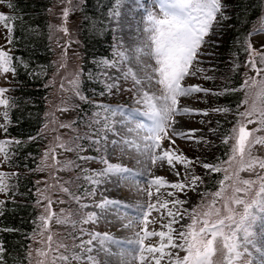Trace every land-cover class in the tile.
I'll list each match as a JSON object with an SVG mask.
<instances>
[{
  "label": "rangeland",
  "instance_id": "rangeland-1",
  "mask_svg": "<svg viewBox=\"0 0 264 264\" xmlns=\"http://www.w3.org/2000/svg\"><path fill=\"white\" fill-rule=\"evenodd\" d=\"M81 0H53L50 8L51 19V35L50 40L52 43L53 57L54 58V70L53 78L50 79L48 84L49 92L46 103L45 112V124L49 127L45 130L44 134L39 138L40 141V156L38 157L37 167L33 171L35 176V192L34 196L36 202L40 196L38 189H45L46 185L44 181H47L49 192L51 195L53 204L51 211L53 213V219L49 222V230L54 233L67 236L66 243L71 245L73 243L70 234L67 232L69 229H75V234L78 238L75 240L77 245L81 240L85 241L84 250L80 247H76L73 251L83 257L80 262L73 261V264H141L139 257L142 254L138 249L137 244L128 243V241H135L138 239L137 233L143 235V229L147 227L148 231H168L167 225L172 218L168 216V210L172 211L182 209H192L198 207L202 202L210 203L213 199L216 200L214 207H218L224 204L222 197L215 198L210 193H206L203 189V180L198 183V189L196 192L185 189L186 195L175 189L170 188L168 185L171 183L184 182L185 181V168L182 164H175V168H170L166 161H157L155 164L151 163L150 158H146L145 155L140 153L134 143L146 144L148 147L151 141L147 140L149 133L147 128L150 127L148 120L141 116L135 115L132 120H127L125 116L117 114L112 115L111 124L109 128L104 129L106 121L105 114L100 113L98 116L93 113V121L100 125L97 129L99 131L100 146L94 148V154L87 152L84 142H89L91 129L87 124L75 122L76 112H74V105L78 102L72 96V86L70 81L75 75H80V62L81 54H79V40L76 36V24H77V8ZM223 0H221L222 2ZM65 7H70L74 10L70 11L69 17L66 22V27L69 30V34L57 31L56 27L60 26L63 21L61 19L62 12ZM4 0H0V14H3ZM224 14L226 12L224 9ZM118 12L119 15H115ZM153 13L157 18L162 16L156 7L154 0H117L116 9L111 12L109 18V24L114 30V34L118 39V47L115 49L112 59L98 60V78L111 87L110 97L112 101H116L118 105L127 110H133L136 107L141 108L137 113L146 110L143 103L144 94L147 93L153 97H160L164 95V88L158 82L159 75L155 71L159 66L155 62V57L151 54V42L150 33L145 31L149 25L147 24V13ZM227 20V19H226ZM226 20L220 19L218 15L217 21L214 22L211 34L205 37L206 43L199 49L201 53L193 64L190 66L189 71L194 72L195 75H189L181 82L182 87H188L191 85H200L204 89H210L211 93H218L224 82H229L230 75L233 73L236 78H239L240 84L244 81L245 77H254V71L244 67L245 62L249 56L244 50L240 58L234 57L229 52H226V45H223V32L227 30ZM251 29L249 33L252 35L249 38L253 47L257 50L264 51L262 45H264V32H258L257 29L264 27L260 23ZM230 28V27H228ZM7 29L3 24H0V49L6 51ZM64 46H67L65 51ZM143 49V52L137 53L136 49ZM126 53L128 59L121 61L119 53ZM210 54V55H209ZM61 55L66 57L65 67L58 68ZM218 57L221 59L218 62ZM240 65L239 67H236ZM236 69L233 71V69ZM198 69L202 71H198ZM131 72L127 77L125 73ZM210 77L211 79H205ZM12 73L0 74V88L10 89L12 82ZM259 79L260 77H256ZM139 80L140 83L136 81ZM63 83V88H61ZM241 85L236 91L242 94V100L245 99V91L241 89ZM219 88V89H217ZM68 89L70 91L68 92ZM209 93L205 95L203 92L192 94L188 96H182L178 98L177 107L180 109L189 108L200 111H207L208 115H174L168 121L167 134L171 137V140L175 143H170L168 138L163 137L161 139V147L159 149H153L152 154L161 155L163 150L171 149L174 154L182 155L189 158L192 163L188 165V170L200 177L203 174L211 173L210 170H205L202 167L204 157H207L209 153V147L216 143H223L226 136L222 135L219 131L215 130V125L222 122L230 123L228 128L229 135H231V129L236 125L238 120L237 112H244L246 106L240 104L237 109H231L225 107L216 101L214 95ZM221 93V92H219ZM72 94V95H71ZM7 98V92L5 93ZM63 101L68 102V110L61 111ZM137 101H140L138 103ZM159 103V101H154ZM112 104V102H110ZM229 109L228 112H217L215 109ZM5 111V106L0 105V124L5 123V118L2 113ZM48 114V115H46ZM254 121L248 124L245 121L246 130L253 132L254 137L263 138L264 130L258 123L259 116L255 115L251 117ZM54 121L55 123H52ZM179 121V123H175ZM71 124V128H60L59 124ZM97 126V125H96ZM179 130H192L195 129V136L192 139L188 137H177L173 135L172 129ZM55 129V131H53ZM215 131H212V130ZM3 130L0 129V140ZM56 136H60L61 139L69 144H73L74 151H66L58 146L54 148L57 161L60 164L57 165V170L54 171V175L62 178V181H71V184L64 185L68 187L73 195H77L80 199L77 201L67 193H64L59 186L52 187L55 183L50 176L51 169H43L42 159L44 153L48 150V146L58 145L55 140ZM107 138L105 143L103 137ZM203 138L204 141L196 143L197 139ZM252 139V137H250ZM6 140V139H4ZM115 140L117 143L112 144ZM128 141L129 143H125ZM136 141V142H135ZM206 141V142H205ZM233 140H229V155L231 151V145ZM190 144V145H188ZM82 145V149L76 147ZM214 153L215 150H212ZM252 156L264 160V144L254 143L252 145ZM86 157L90 159H79V157ZM41 158V164H40ZM146 158V159H145ZM198 158V159H197ZM141 159H145L141 160ZM229 159V157H228ZM227 159V160H228ZM102 160H107L108 163L113 165H120L123 168H127L130 172L139 174L143 173V176L137 175L135 180L125 179L127 173L116 174L109 173L106 175H97L104 171L107 167ZM65 161L75 162L79 167L67 168L66 170H60ZM138 161L140 163H138ZM149 162L152 165H148ZM48 163H54L48 161ZM175 163V162H174ZM6 163L0 164V173L12 174L14 172L8 171L4 168ZM224 164L223 167H227ZM179 171V178L176 172ZM264 169L259 168L257 165L254 169L249 170L245 168L244 171L239 172L241 179H251L257 181L252 186V190L248 193L240 192L236 195L245 200H251L255 197V192L259 188L258 177H264L260 175ZM171 172V174H170ZM155 177H162L166 180L167 184L160 188L159 192L156 190V186L153 185L149 189L148 181ZM40 182L39 184L37 182ZM61 181V182H62ZM8 183L14 185L12 178ZM82 183L86 185L87 189L85 193L79 194L82 191ZM78 184V185H76ZM229 184V186H228ZM231 181L225 182L226 193L231 195ZM228 186V187H227ZM221 188V186L219 185ZM240 187H244L240 185ZM151 190L153 195L148 196V191ZM37 191V192H36ZM172 191L173 197L167 196V192ZM5 193H0V199ZM251 196V197H250ZM172 201L174 199L190 200L189 203L184 205H177L176 208L172 207V204H168L167 209L159 207V202ZM60 200H64L65 203H60ZM117 201V204H108L104 208L98 207L103 201ZM35 207L40 216L44 209L43 205ZM148 204H155L156 208L149 209ZM83 205H87L84 207ZM233 211V216L243 213V205H229ZM143 211L149 213L147 217V224L144 222L142 214L135 211L137 208H141ZM61 209L65 210L66 217L70 216V213L74 211L76 218H82L83 221L87 220L88 214H95L94 219L89 220L85 224H80L79 219H75L76 223L73 227L72 223L56 224V216L60 214ZM252 211H255L254 209ZM140 215V219H135ZM257 219L250 226L253 233L248 237L249 243L244 242V233H237V241L241 247L238 249L241 251V257L234 262V264H264V255L261 254L264 251V214L256 213ZM176 219L180 220L185 226L191 223V216L184 214L183 217L177 216ZM213 219V218H212ZM239 220V219H238ZM131 223V227H126ZM40 224L39 217L38 223ZM199 226H202L199 225ZM235 229V225L231 226ZM172 228L175 231L172 233L174 240L179 243V232L187 231L186 228H181L180 224L172 223ZM111 237V240H104V237ZM95 237V238H94ZM211 235L206 236V239H210ZM40 236L37 235L36 239H31L30 245L35 249L41 247L39 243ZM92 240L91 244L86 242ZM103 241V242H102ZM112 241H119L120 243H113ZM159 237H150L144 241L145 245L159 246ZM253 244L255 246H253ZM91 248L92 251L88 252L87 249ZM259 248L261 251H257ZM168 251V249H166ZM172 252H177L180 257H183L186 253L179 249H171ZM227 250L223 248V242L219 238L214 244V255L211 258L214 264H225V257ZM143 255L148 257L145 264H154L153 255L144 252ZM35 256V252H33ZM92 257L90 261L88 258ZM162 264H168L167 257L162 261Z\"/></svg>",
  "mask_w": 264,
  "mask_h": 264
},
{
  "label": "snow or ice",
  "instance_id": "snow-or-ice-1",
  "mask_svg": "<svg viewBox=\"0 0 264 264\" xmlns=\"http://www.w3.org/2000/svg\"><path fill=\"white\" fill-rule=\"evenodd\" d=\"M63 2V0H61ZM70 3V0H69ZM154 3L158 5L162 16L157 18L153 13H147V24L149 27L145 31L150 33V42H151V54L155 57V62L159 66L155 71L159 75V83L164 88V95L160 97H153L144 94L143 103L145 104L146 110L143 112L137 113L135 110H127L124 108H105L102 104H96L95 106L101 109L105 113H111L113 116L120 114L126 117L127 120H132L135 115H141L145 117L148 121L151 122V126L147 128L149 133L147 140L151 141L149 147H146L144 150L145 155H149L151 163L155 164L159 161H166L167 165L170 168H175V164H182L185 168V181L171 183L168 185L170 188L175 189L186 195L185 189L196 192L198 189V181L202 182V177L195 175L194 173L188 170V165L192 163L189 158H186L182 155L174 154V152L169 150H163L161 155L152 154L151 150L159 149L161 147L162 135L165 138H168L170 143H175L171 140V137L167 134L168 121L174 115H204L207 116V111H200L195 109L183 108L180 109L177 107L178 98L182 96H188L192 94H197L203 92L205 95L211 93L210 89H204L200 85H191L188 87H182L181 82L186 76L195 75L194 72H190L189 68L193 64V61L201 54L199 49L206 43L205 37L211 34V29L214 22L217 21L218 15L220 16L221 21L228 19L224 14V6L221 3V0H154ZM8 7H12L9 3ZM74 9L70 7H65L62 12V21L63 23L60 26L56 27L57 31L64 32L66 35L69 34L68 28L65 26L67 19L69 17L70 11ZM115 15H119L118 12ZM16 17H9L5 14H0V24H3L7 29L6 43H13V27L9 26V21L14 23ZM261 25H264V18H261ZM52 28L53 26H49ZM258 32H264V27L257 29ZM252 33H249L244 40V51L248 53V60L245 62L244 67L254 71V77L246 76L242 82L241 89L245 91V99L241 102L243 106H246L244 112H237L238 120L236 125L231 129V135L226 136L224 143L227 144L229 140H233L234 143L231 145V151L229 159L222 163H226L227 167H222L219 164H210L203 163L202 167L205 170H210L211 173H218L223 171V179L220 180V190L212 193L211 195L215 198L222 197L224 200L223 208L228 213V215L221 217V210L214 207L216 200L213 199L210 203H201L198 207H193L192 209H182L177 211L168 210V216L172 220L164 227L168 228V231H148L147 227L143 229V235L137 233L138 239L135 241H128V243H135L139 246V251L142 253L139 257L141 264H145V261L148 259L144 252L149 254H159L153 255L154 264H162V261L167 257L168 264H214L212 257L214 255V244L219 238L223 242V248L227 250L225 257V264H234L238 260L242 253L238 249L241 247L240 243L237 241V233H244V242L249 243L248 237L252 235L250 226L256 221V213L264 214V177H258L259 188L255 192V197L251 200H245L239 198L236 194L240 192L248 193L252 190V186L257 183V181L251 179H241L239 177V172L244 171L245 168L252 170L257 165L259 168L264 169V160H260L252 156V145L254 143L264 144V138L254 137L253 132L246 130L245 121L248 124L253 123L254 121L251 117L258 115V123L264 128V51L257 50L253 47L249 38ZM264 49V45L261 46ZM65 51L67 46H64ZM137 53L143 52V49L137 48ZM210 55V54H209ZM119 58L121 61L128 59L126 53L120 52ZM16 61H18L25 70H28L29 65L25 63L19 57H13L8 51L0 49V74H7L12 72L14 75L17 71ZM66 57L61 55V59L58 64V68L65 67ZM237 65L236 67H239ZM236 69L234 68L233 71ZM198 71H202L198 69ZM131 72L125 73L127 77ZM29 75L35 76L38 75L36 72H30ZM256 77H260L257 79ZM205 79H211L210 77H205ZM140 83L139 80L136 81ZM50 83V82H49ZM72 86V91L79 97L81 101L88 102V97L81 94L80 90V79L79 75H75L70 81ZM49 85L46 84L45 87ZM111 85L108 86V91H111ZM61 88H63V83H61ZM8 89L0 88V105L5 106V111L2 115L5 118V123L0 124V129L7 133L8 125L11 123L9 119V111L7 110L10 107V101L8 98H5V93ZM236 91V89H224V92ZM214 95H220L223 93H211ZM159 101L156 103L154 101ZM140 103V101H137ZM63 107L59 110L65 111L68 110V102L63 101ZM217 112H228L229 109H215ZM48 115V114H46ZM95 115H99L96 113ZM52 123H55L52 121ZM175 123H179L176 121ZM49 127L48 124H45L41 131L37 133L36 136H30L29 142L39 139ZM60 128H71V124H59ZM104 129H107V124H104ZM55 131V129H53ZM173 135L179 137H188L192 139L195 136V129L192 130H179L175 128L172 129ZM212 131H215L214 129ZM95 135H99V131H95ZM252 137V139H250ZM92 143L100 144L99 139H94L93 137H88ZM105 143H107L106 136L103 137ZM55 140L58 142V145L50 144L48 150L45 151L44 157L42 159L43 169L37 170H48L50 171V176L55 182L52 187L59 186L60 189L72 196L73 199L79 200L80 197L73 195L70 192L68 187L64 185L71 184V181H62V178L54 175V171L57 170V165L60 164L56 159L54 153V148L56 146L66 150L74 151L75 148L73 144L64 142L60 136H56ZM203 138L197 139L195 142L200 143ZM206 142V141H205ZM22 141L11 139V140H0V164L10 162L13 153L10 152L9 148L6 145H20ZM117 141L113 140L112 144L115 145ZM125 143H129L125 141ZM82 149V145H77ZM79 159H90L86 157H79ZM198 159V158H197ZM53 161L54 163H48V161ZM175 162V163H174ZM102 163H105L107 167L103 172L98 173L97 175H106L109 173L124 174L127 173L125 179L135 180L137 175L143 176V173L135 174L130 172L129 169L123 168L120 165H113L108 163L107 160H102ZM138 163H140L138 161ZM79 167L75 162L65 161L60 170H66L67 168ZM30 171H33L30 169ZM177 177L179 178V171L176 172ZM17 174H4L0 173V193H9L11 192L16 185L8 183V181L16 177ZM62 181V182H61ZM231 181V195L226 193L225 182ZM40 183L39 181L37 182ZM46 187L37 191L40 193V196L37 200V206L43 205V213L39 216L40 224L36 226L33 231L31 239L35 240L37 235L40 236L39 243L41 247L33 248L29 245L26 259L28 264H73V261L80 262L83 260V257L79 254H76L73 249L80 247L84 250L85 241L81 240L80 244L77 245L75 240L76 236H71L73 243L69 245L66 243L67 236L61 235L59 233H54L49 230V222L53 219V213L51 211V206L53 200L51 195L48 194L49 187L47 181H44ZM149 189L153 185L156 186L157 192L160 188L164 187L167 182L162 177H155L154 179L148 181ZM243 185L244 187H240ZM153 195L152 191H148V196ZM167 196L173 197L174 193L172 191L167 192ZM60 203H65L64 200H60ZM159 202V198H158ZM190 200H180L174 199L172 201H163L159 202V207L162 209H167L168 204L171 203L173 208H176L177 205H184L189 203ZM117 201H103L98 207L104 208L108 204H117ZM243 205V213L240 214L239 220L235 219L233 216V211L229 205ZM87 207V205H83ZM4 202H0V215H3ZM149 209L156 208L155 204H148ZM255 211H252V210ZM136 212L142 214L145 224H147L148 212L143 211L142 207L135 209ZM184 214H189L191 216V223L187 226L183 225L180 220L176 219L177 216L183 217ZM75 216L76 213L72 211L70 216L66 217L65 210L61 209L59 215L56 216V224H67L72 223L73 227L75 226ZM95 214L89 213L87 220L83 222H88L89 220L94 219ZM215 217V219H212ZM135 219H140V215L136 216ZM228 221L229 223H226ZM180 224L181 228H186L187 231L179 232V240L177 243L172 233L175 229L172 228V223ZM202 226H199L201 225ZM235 225V229L231 226ZM131 223L126 225V227H131ZM0 231L13 232L17 231L12 228L0 229ZM211 235L210 239H206V236ZM150 237H159V246L154 245H145L144 241ZM95 238V237H94ZM104 240H111V237H104ZM103 242V241H102ZM113 243H120L119 241H112ZM91 244L92 240L86 242ZM253 246H255L253 244ZM168 249V251H166ZM171 249H179L184 251L186 254L183 257H180L177 252H172ZM4 251L3 244L0 242V253ZM88 252H91L92 249L88 248ZM257 251H261L257 248ZM35 252V256H33ZM264 255V251L261 252ZM90 261L92 257L88 258ZM0 264H2V256H0Z\"/></svg>",
  "mask_w": 264,
  "mask_h": 264
},
{
  "label": "trees",
  "instance_id": "trees-1",
  "mask_svg": "<svg viewBox=\"0 0 264 264\" xmlns=\"http://www.w3.org/2000/svg\"><path fill=\"white\" fill-rule=\"evenodd\" d=\"M264 0H231L230 26L224 32L226 52L240 58L244 50L243 44L247 32L261 16ZM53 0H10L12 7H8L11 17H16L13 27V43L9 44L10 55L21 58L29 65L28 70L16 61L17 71L13 74L14 84L9 94L11 109L9 119L11 123L5 135L10 139L22 141L20 145H11L13 153L9 169L16 177H13L15 190L4 196L3 215H0V229L12 228L17 231H0V242L4 251L2 264H28L27 251L31 242V236L37 226V209L35 207L33 171L37 167L40 156L39 139L29 142L30 136H36L44 126L46 101L50 79L53 78L54 58L50 40V24L48 12ZM113 6V0H83L80 7L78 23L76 24V36L79 40V54H81L80 90L81 94L91 99H100L103 96V86L88 72H95L96 58L110 56L114 45L111 30L106 27L107 12ZM221 59L218 57V62ZM30 72L38 75L31 76ZM229 82H224L217 90L220 94L214 97L217 103L237 109L242 100V94L238 91L224 92V89H237L240 85L239 78L232 73ZM219 89V88H217ZM84 113H79V109ZM92 108H97L92 102L81 101L75 108L77 122L89 114ZM99 109V108H98ZM230 123L222 122L215 125V130L228 136ZM264 130V128H263ZM264 138V136H263ZM215 150L214 153H212ZM203 161L210 164H219L223 167L224 161L229 157V144L216 143L209 147V153ZM41 164V163H40ZM32 169L33 171H30ZM224 172L203 175V189L214 193L220 190V180ZM229 186V184H228ZM227 186V187H228ZM251 197V196H250ZM221 217L228 215L222 205ZM240 215L234 216L238 219ZM215 219V217H213ZM228 222V221H227Z\"/></svg>",
  "mask_w": 264,
  "mask_h": 264
},
{
  "label": "bare ground",
  "instance_id": "bare-ground-1",
  "mask_svg": "<svg viewBox=\"0 0 264 264\" xmlns=\"http://www.w3.org/2000/svg\"><path fill=\"white\" fill-rule=\"evenodd\" d=\"M262 5H263V10H262L261 14L264 16V1H263ZM135 142H136V141H135ZM133 144H134L138 149L140 148V153H141V154L145 155V154H144V150H145L146 147H148L146 144L134 143V142H133ZM151 153H152V150H151ZM145 156H146V158H150L149 155H145ZM146 158H145V159H146ZM145 159H141V160H144V161H145ZM148 165L150 166V165H152V164L149 162ZM170 174H171V172H170Z\"/></svg>",
  "mask_w": 264,
  "mask_h": 264
}]
</instances>
